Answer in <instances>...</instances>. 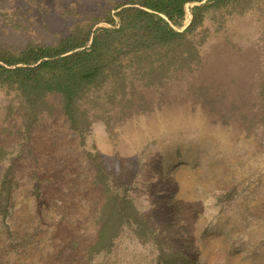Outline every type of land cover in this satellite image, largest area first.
I'll return each instance as SVG.
<instances>
[{
  "label": "rangeland",
  "instance_id": "1",
  "mask_svg": "<svg viewBox=\"0 0 264 264\" xmlns=\"http://www.w3.org/2000/svg\"><path fill=\"white\" fill-rule=\"evenodd\" d=\"M122 1L0 0V47L53 43ZM205 26L201 74L109 129L94 122L84 147L56 95L25 132L15 93L0 89V264H154L155 240L197 264H264V11ZM86 150L154 238L124 227L89 257L106 193Z\"/></svg>",
  "mask_w": 264,
  "mask_h": 264
},
{
  "label": "trees",
  "instance_id": "2",
  "mask_svg": "<svg viewBox=\"0 0 264 264\" xmlns=\"http://www.w3.org/2000/svg\"><path fill=\"white\" fill-rule=\"evenodd\" d=\"M252 10L264 11V0H124L73 23L53 43L0 47V89L15 93L25 132L43 113L54 110L48 96L56 95L70 130L84 147L94 122L102 120L109 129L145 111L171 81L201 74L199 47L208 31L207 20ZM86 154L97 169L94 183L105 182L109 176L97 154ZM104 190L89 257L110 252L124 227L139 240L154 238L131 198L106 182ZM3 207L0 199V214ZM155 245L154 264H197L182 251L157 240Z\"/></svg>",
  "mask_w": 264,
  "mask_h": 264
}]
</instances>
